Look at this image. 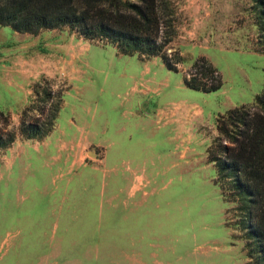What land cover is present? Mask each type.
Wrapping results in <instances>:
<instances>
[{"label": "rangeland", "instance_id": "1", "mask_svg": "<svg viewBox=\"0 0 264 264\" xmlns=\"http://www.w3.org/2000/svg\"><path fill=\"white\" fill-rule=\"evenodd\" d=\"M174 2L178 32L171 45L182 56L179 71L150 64L144 73L134 56L117 54L113 44L68 26L32 34L0 24V45L21 47L15 51L19 65L5 64L0 76V109L10 114V126L17 128L32 84L43 76L66 87L71 80L64 94L67 110L99 105L108 119L119 115V109L107 107L110 102L119 106L145 90L174 117L165 133L176 138L165 137L163 146L180 142L171 157L182 169L188 163L191 168L180 181L149 184V189L165 184L159 214L129 208L128 215L125 193H109L107 140L95 143L89 133L70 129L62 107L45 136L18 133L0 148V264H248L244 230L234 224L236 202L223 197L206 148L217 114L253 103L264 90L257 1ZM200 55L222 73L216 90L183 82Z\"/></svg>", "mask_w": 264, "mask_h": 264}, {"label": "trees", "instance_id": "2", "mask_svg": "<svg viewBox=\"0 0 264 264\" xmlns=\"http://www.w3.org/2000/svg\"><path fill=\"white\" fill-rule=\"evenodd\" d=\"M256 1L259 49L264 52V0ZM0 24L32 34L68 26L85 38L113 44L123 54H137L140 59L157 55L174 71L182 60L178 48L171 45L178 32L174 0H0ZM183 82L208 92L218 89L223 79L220 70L200 55ZM31 90L17 128L10 126V114L0 109V148L10 145L18 133L41 138L52 129L64 87L43 76ZM30 111L35 116L28 115ZM215 126L217 134L207 148L217 171L215 182L224 198L236 202L234 224L244 230L248 264H264V90L253 103L218 113Z\"/></svg>", "mask_w": 264, "mask_h": 264}, {"label": "crops", "instance_id": "3", "mask_svg": "<svg viewBox=\"0 0 264 264\" xmlns=\"http://www.w3.org/2000/svg\"><path fill=\"white\" fill-rule=\"evenodd\" d=\"M17 50H21L19 45L17 47H6L4 43L0 45L1 77L5 75V64L11 67L15 63L19 65L20 55H15ZM73 52L71 62L74 61L73 58L75 57ZM115 53L123 54L118 52L117 48ZM130 56H134L138 62L143 64L144 73L151 71L150 64L165 66L157 55L145 59H140L134 54ZM69 83L71 85L68 87L60 84L64 87L60 109L63 107V110L67 113V117L70 119L68 123L70 129L74 128V130L82 131V134L89 133L92 142L95 143H99L102 139L107 140L109 193H125V206L128 215L130 211L141 215L147 212L159 214L163 199L159 195L163 194L161 192H163L165 184L160 186L157 184L156 189H149V184L180 181L184 178V175H188V172L191 171L188 166L190 163H188L186 169H182L178 158L171 157L180 149V142L173 143L168 149L163 146L165 137L171 140L176 138L172 133H165V125L171 123L174 118L173 114L163 110L157 104L154 94H148L145 90L141 96L131 97L119 106L116 100L112 101L113 104L110 102L107 107L119 109V115L109 117V119L107 110L101 109L99 105L91 108L90 105L80 104L77 110L76 106L67 110L66 105H68V102L64 101V94L66 89L72 86L71 80ZM83 98L85 97H81L85 101ZM59 111L57 115L60 113ZM74 116L80 121L77 120L75 123ZM214 132L213 135L216 136V126ZM213 135L211 141L214 138ZM206 159L210 161L208 156H206ZM212 164L214 165L213 162ZM154 191L157 193H153ZM152 195L155 196L150 199Z\"/></svg>", "mask_w": 264, "mask_h": 264}]
</instances>
